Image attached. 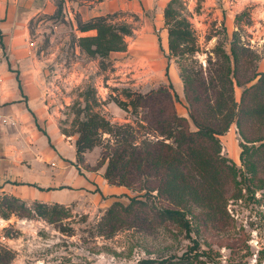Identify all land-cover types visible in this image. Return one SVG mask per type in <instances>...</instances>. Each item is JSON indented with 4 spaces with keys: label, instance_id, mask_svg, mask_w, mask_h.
I'll return each instance as SVG.
<instances>
[{
    "label": "rangeland",
    "instance_id": "rangeland-1",
    "mask_svg": "<svg viewBox=\"0 0 264 264\" xmlns=\"http://www.w3.org/2000/svg\"><path fill=\"white\" fill-rule=\"evenodd\" d=\"M102 1L80 15L76 10L82 5L68 0H0L3 37L7 44L17 36L31 46L49 112L56 114L60 132L74 144L79 122L94 114L112 126H130L129 139L136 145L145 139L171 143L165 137L173 116L185 119L188 131H196L184 70L191 79L210 80L223 61L221 50L230 55L234 33L249 50L250 71L264 72V0H182L180 12L191 23L198 51L179 57L170 55L164 25L163 11L170 0H126L104 16L131 25L133 34L126 38L125 52H113L104 60L89 58L77 43L79 37L95 35L80 32L77 23L102 12L97 5ZM59 3L62 12L57 15ZM0 50L5 55L1 45ZM241 71L248 75L244 68ZM245 87L234 88L238 104ZM250 133L254 135V130ZM260 136L264 137V129ZM218 139L220 155L236 165L242 173L237 181H242L248 174L240 159V145L245 142L238 128L233 124ZM98 142L84 154L79 175L105 174L116 140L101 133ZM261 161L255 180L227 184V207L215 221L194 205L185 209L182 223L164 220L159 213L175 207L138 185L122 186L125 192L107 201L79 197L69 206L62 205L65 210L54 221L38 216L34 203L20 199L12 211L7 210L2 202L10 196L0 195V221H5L0 226V264H137L147 259L176 260L186 253L191 264H264V189L259 188L264 182V155ZM134 198L144 201L146 210L141 209L134 227L110 235L102 225L107 210L116 202L126 206Z\"/></svg>",
    "mask_w": 264,
    "mask_h": 264
},
{
    "label": "trees",
    "instance_id": "trees-1",
    "mask_svg": "<svg viewBox=\"0 0 264 264\" xmlns=\"http://www.w3.org/2000/svg\"><path fill=\"white\" fill-rule=\"evenodd\" d=\"M182 3V0H170L163 11L164 25L168 31V49L174 57L198 51L191 23L180 12ZM61 12L59 3L57 15ZM112 19V15H107L87 22L78 20L80 32H95V35L77 39L81 51L89 58L104 60L113 52L126 51V38L133 34V28L125 22L113 23ZM237 35L234 33L231 41L230 55L221 50L223 61L210 80L191 79L184 70V86L191 106L190 118L196 131H188L184 127L186 120L173 116L169 123L171 131L165 137L166 140H172L171 143L145 139L136 145L132 138L129 139L133 137L130 126H112L97 114L88 115L86 121L79 122V138L75 144L76 166L83 163L87 151L99 145L101 133L111 134L116 140V147L108 157L104 174L109 184L127 188L138 185L139 190H144L148 195L155 191L157 197L175 207L159 213L164 220L182 223L189 205L202 209L210 221L220 219L227 207V184L233 182L241 185L245 180H255L257 172H261L264 155V137L260 136L264 129V72L250 71L249 50L240 44ZM0 45H4L1 29ZM242 68L248 75L242 74ZM255 80V83L250 84ZM235 86H246L240 104L234 97ZM122 105L124 108L127 106L126 102ZM233 124L245 142L240 145V159L248 176L243 174L242 181H237L242 173H239L236 165L228 163L220 155L218 138L226 134ZM251 130H254L252 136ZM255 143L260 144L254 147ZM248 144H252V147ZM259 184V188L264 189V182L260 181ZM238 190L240 194L241 189ZM18 201L10 196L5 197L2 203L7 210L12 211ZM146 207L144 201L136 198L131 199L126 206L116 202L107 210L102 225L107 227L110 235L123 228H132L141 209L146 210ZM64 210L60 204L34 203L33 207L38 216L48 221H54ZM184 226L189 231L186 221ZM137 264H191V257L186 253L176 260L147 259Z\"/></svg>",
    "mask_w": 264,
    "mask_h": 264
},
{
    "label": "crops",
    "instance_id": "crops-1",
    "mask_svg": "<svg viewBox=\"0 0 264 264\" xmlns=\"http://www.w3.org/2000/svg\"><path fill=\"white\" fill-rule=\"evenodd\" d=\"M68 1L82 5L76 10L81 15L98 0ZM124 1L98 2L102 12L92 18L114 12ZM17 38L7 44L3 37L5 55L0 50V195L69 206L79 197L107 201L124 193L126 188L109 184L104 172L79 175L75 144L60 132L56 114L49 112L39 63L31 58V46Z\"/></svg>",
    "mask_w": 264,
    "mask_h": 264
},
{
    "label": "built area",
    "instance_id": "built-area-1",
    "mask_svg": "<svg viewBox=\"0 0 264 264\" xmlns=\"http://www.w3.org/2000/svg\"><path fill=\"white\" fill-rule=\"evenodd\" d=\"M0 57H1V55H0ZM4 122H5V121H4ZM3 223H5V221H4V220H1V221H0V224H1V225H0V226H2Z\"/></svg>",
    "mask_w": 264,
    "mask_h": 264
}]
</instances>
